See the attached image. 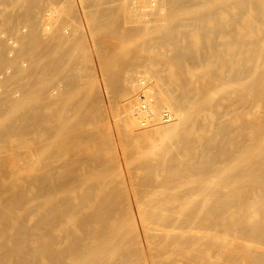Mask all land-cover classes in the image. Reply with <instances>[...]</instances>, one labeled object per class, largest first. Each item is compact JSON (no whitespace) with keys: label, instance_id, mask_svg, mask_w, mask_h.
Here are the masks:
<instances>
[{"label":"bare ground","instance_id":"6f19581e","mask_svg":"<svg viewBox=\"0 0 264 264\" xmlns=\"http://www.w3.org/2000/svg\"><path fill=\"white\" fill-rule=\"evenodd\" d=\"M0 264H264V0H0Z\"/></svg>","mask_w":264,"mask_h":264}]
</instances>
